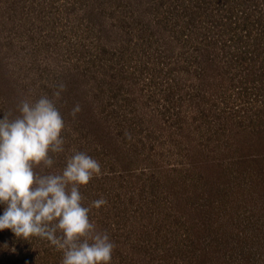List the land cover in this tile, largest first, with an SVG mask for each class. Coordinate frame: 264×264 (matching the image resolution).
<instances>
[{"label":"rangeland","instance_id":"obj_1","mask_svg":"<svg viewBox=\"0 0 264 264\" xmlns=\"http://www.w3.org/2000/svg\"><path fill=\"white\" fill-rule=\"evenodd\" d=\"M60 83L44 171L100 163L110 264H264V0H0V119ZM61 258L0 232V264Z\"/></svg>","mask_w":264,"mask_h":264},{"label":"clouds","instance_id":"obj_2","mask_svg":"<svg viewBox=\"0 0 264 264\" xmlns=\"http://www.w3.org/2000/svg\"><path fill=\"white\" fill-rule=\"evenodd\" d=\"M65 87L60 83L52 97L22 100L18 115L0 119V232L9 230L15 240L27 243L47 241L62 253L60 264H110L115 245L89 218L107 201L84 206L80 191L101 175L100 163L74 150L62 170L44 171L52 168L53 154L65 151V124L56 106ZM80 110L76 104L70 114L75 117Z\"/></svg>","mask_w":264,"mask_h":264}]
</instances>
